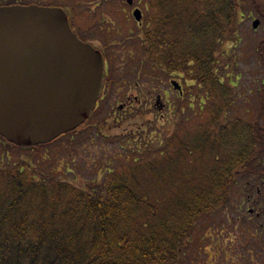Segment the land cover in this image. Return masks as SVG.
<instances>
[{
	"label": "trees",
	"instance_id": "16d2710c",
	"mask_svg": "<svg viewBox=\"0 0 264 264\" xmlns=\"http://www.w3.org/2000/svg\"><path fill=\"white\" fill-rule=\"evenodd\" d=\"M140 2L154 10L142 58L151 74L185 80L190 112L183 117L179 97V122L169 134L152 139L153 129L139 126L123 135L114 160L123 164L105 170L99 182L76 186L41 174L31 159L48 145L22 150L24 161L0 167V264H190L186 252L202 241L196 223L207 215L231 217L223 209L234 181L264 172V125L237 112L230 96L237 82L227 74L234 58L229 49L222 55L224 45H239L246 12L264 22V0ZM255 55L264 70V38ZM260 84L264 116V75ZM89 126L91 119L80 129Z\"/></svg>",
	"mask_w": 264,
	"mask_h": 264
},
{
	"label": "rangeland",
	"instance_id": "374dc122",
	"mask_svg": "<svg viewBox=\"0 0 264 264\" xmlns=\"http://www.w3.org/2000/svg\"><path fill=\"white\" fill-rule=\"evenodd\" d=\"M89 1L92 2L91 9L100 0ZM137 1L133 0V3L126 7L132 9L138 5L143 8L142 2L136 5ZM113 3H115L113 8L116 9V11L111 9L113 20L119 23L121 17L124 16L121 15L120 9L126 4L121 0H116ZM128 18L132 17L128 16ZM254 20L259 21V26L256 29L252 27ZM125 35L126 38L123 37ZM237 35L241 39L239 45H231L227 48L228 44L224 45L222 52V55H225L224 49H229L228 51L235 63L227 72L229 78L237 82V85L235 84L237 87L230 96L233 97V105L239 108L237 112L239 110L240 115H249L264 125V116L258 114L260 104L258 91L264 70L255 55V48L264 38L263 20L253 10L246 12L237 28ZM122 40H126L128 45L127 49L122 50H129L130 45L128 43L131 41L128 35L126 33L116 34L115 44L122 42ZM139 45H134L137 55L131 58H128L130 56L120 51V47L116 45L115 48L118 53L114 57V65L117 68L115 79L119 81L117 88L111 96L106 97L107 99L97 109L96 115L91 119L92 126H89L88 129H79L74 134L60 138L40 149L31 159L33 164H38V170L41 174L62 177L76 186L86 185L92 180L99 182L103 179L102 174L105 170L113 169L119 163L123 164V162L114 161L115 158L118 159L122 155L123 149L120 144L124 141L123 135L141 126L146 132L153 129L152 139H155L161 138L166 131L169 134L174 129L176 122H179V117L175 114L177 110L175 107L176 91L178 86H183L185 91V80L175 75L151 74L148 58H142L144 45ZM142 61L143 63L147 62V65L143 66ZM127 63L130 64L129 67ZM170 79H173V85ZM164 93L167 94L166 97ZM157 96H159L158 106L166 105L168 101L171 103L170 108L166 106L164 111H155L154 104ZM227 98L229 99V97ZM184 104L186 106L187 98ZM140 110L143 111L144 115L129 119L136 111L139 112ZM188 111L190 112L187 107L184 108L183 117H187ZM167 122L171 124L170 130L167 129ZM100 127L101 135L96 129ZM130 145H133V142H130ZM4 147L6 144L0 139V167L12 168L24 161L26 152L24 153L14 147L4 150ZM28 155L29 157L33 156V152L28 153ZM66 169L69 172L65 173ZM236 180H252L251 185H253L254 190H241V185L236 184L237 187L233 189L230 203L223 209V211L231 210L232 218L239 216L236 205L245 201L247 195L254 196L251 198L252 202L257 196L264 195V172L254 171L252 175H243ZM255 187L259 189L258 192ZM250 206L252 203L249 204ZM254 210L257 213L264 211V208H255ZM217 217L219 218L216 219L215 215H207L196 223L195 238H202V241L197 245L195 242L192 248L186 252L185 259L190 264H264V227L258 230L259 232H253L246 227L242 228L241 224H231V217L228 219H225L223 215H217ZM259 222L264 224V213L259 218ZM252 246L253 248H251Z\"/></svg>",
	"mask_w": 264,
	"mask_h": 264
},
{
	"label": "water",
	"instance_id": "95a60500",
	"mask_svg": "<svg viewBox=\"0 0 264 264\" xmlns=\"http://www.w3.org/2000/svg\"><path fill=\"white\" fill-rule=\"evenodd\" d=\"M133 16L139 21L141 13ZM102 75L100 53L76 37L62 11L0 9V137L7 142L33 148L74 131L94 109Z\"/></svg>",
	"mask_w": 264,
	"mask_h": 264
},
{
	"label": "flooded vegetation",
	"instance_id": "af4514ba",
	"mask_svg": "<svg viewBox=\"0 0 264 264\" xmlns=\"http://www.w3.org/2000/svg\"><path fill=\"white\" fill-rule=\"evenodd\" d=\"M114 1L116 0H100L90 9L92 2L89 0H0V9L38 7L62 11L68 21L71 31L76 37L81 42L94 47L102 56L103 76L101 90L96 104V108H99V106L102 105L101 103L107 99L106 97L113 94L112 92L117 88L116 86L119 82L115 79L117 68H115L114 65V57L118 53L115 48L116 45L120 47V51H123L130 56L128 58L136 56V47L134 45L144 44L145 39L143 36L148 27L147 15L154 12L153 8L149 7L146 9L144 5L143 8L142 6L139 7L137 4H141L140 1L134 0L135 2L137 1V6H134L131 9L126 6H130L133 3V0H121L126 5L120 9L121 15L124 16L121 17V20L117 23L113 20V12L111 11V9H114L113 6H115V3H113ZM136 10L141 13L140 21L134 19L133 13ZM114 11H116V9H114ZM128 16H131L132 18H128ZM119 33L120 35L124 33L128 35L131 41L128 43L130 45L129 50H122L128 48V45L125 42L126 40H122V42L115 44L116 34ZM123 37L126 38V35ZM157 50H162V47H158L155 51ZM127 66L129 67L130 64L127 63ZM171 75L173 74L170 72L169 76ZM170 82L173 85V79H170ZM176 92V97L182 96V99L186 102L187 94L185 95L183 86H181V91L177 90ZM166 93H164L165 97L167 96ZM155 100V111H164L166 106L170 108L171 103L168 101L166 102V105L158 106L157 101L159 100V96H157V99L155 98ZM234 183L237 185L240 184L242 188L241 190H254L253 185H251L252 180H235ZM255 190L257 192L259 191L257 187H255ZM230 198H232V196H230ZM251 198H254V196L247 195L245 201L241 200L242 202L239 205H236V210L238 211L239 216L237 218L234 217L230 221L231 224H241L240 226L242 228L246 227V229H250L253 232H259L258 230L263 229L264 224L262 222L258 223V220L264 211L255 213L254 209L264 208V195L257 196V198L253 199V202L251 201ZM250 203H252V206L249 207ZM251 248H253V246Z\"/></svg>",
	"mask_w": 264,
	"mask_h": 264
}]
</instances>
